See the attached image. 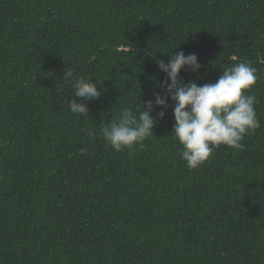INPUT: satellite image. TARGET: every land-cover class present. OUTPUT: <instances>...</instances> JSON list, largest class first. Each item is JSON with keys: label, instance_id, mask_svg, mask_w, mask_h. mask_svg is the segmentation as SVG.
<instances>
[{"label": "trees", "instance_id": "trees-1", "mask_svg": "<svg viewBox=\"0 0 264 264\" xmlns=\"http://www.w3.org/2000/svg\"><path fill=\"white\" fill-rule=\"evenodd\" d=\"M174 51L201 65L184 83L256 69L243 150L187 168L170 100L142 146L105 144L107 122L163 95ZM68 70L100 98L74 97ZM0 264H264V0H0Z\"/></svg>", "mask_w": 264, "mask_h": 264}, {"label": "clouds", "instance_id": "clouds-1", "mask_svg": "<svg viewBox=\"0 0 264 264\" xmlns=\"http://www.w3.org/2000/svg\"><path fill=\"white\" fill-rule=\"evenodd\" d=\"M167 55L168 61L157 62V68L164 76L159 83L163 95L156 93L153 98L134 114L123 110L115 119L102 128L105 144L115 152L128 150L153 135L157 119L154 109H160L157 117L163 119L169 100L174 104L172 115L174 127L172 138L180 145L179 155L189 169H197L212 155L214 149L225 146L232 150H243L246 135L260 127L256 113L255 95L246 94L257 81L254 67L245 62L224 70L215 83L198 86L195 81L184 83L180 78L182 70L196 73L201 68L195 53L174 51ZM65 78L74 91V97L82 101L99 99L101 91L96 82L85 77H74L68 70ZM69 110L79 117H88L87 104L71 99Z\"/></svg>", "mask_w": 264, "mask_h": 264}]
</instances>
